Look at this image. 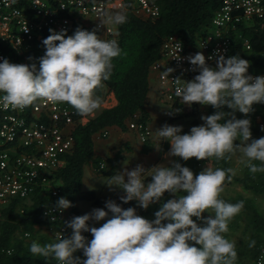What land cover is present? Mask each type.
I'll use <instances>...</instances> for the list:
<instances>
[{
	"label": "clouds",
	"instance_id": "9594fccd",
	"mask_svg": "<svg viewBox=\"0 0 264 264\" xmlns=\"http://www.w3.org/2000/svg\"><path fill=\"white\" fill-rule=\"evenodd\" d=\"M126 20L122 12H105L93 31L77 28L73 35H67L66 30L50 29L51 34L43 40L46 52L39 59V67L4 59L0 63V104L5 109H23L37 100H46L68 103L82 118L93 114L102 104L95 91L110 79L112 61L121 55L117 40L101 39L97 31ZM187 59L193 66L191 70L199 74L190 81L173 79L176 96L185 105L199 103L217 111L202 116L204 123L192 127L189 133L181 134L182 126L168 124L157 129L161 141L171 145L165 153L167 163L147 169L137 165L129 170L125 161L123 170L103 182L110 190H123V203L136 201L145 210L160 202L166 192L176 198L162 203L154 220L138 215L134 207L125 209L108 200L107 211L96 208L64 222L72 229L70 237L63 232L52 243L33 241L29 249L32 257L52 258L58 264H236V244L223 234L229 231L230 221L243 209L244 202L233 204L219 198L235 170L207 166L195 175L171 158L225 159L226 154L239 152L241 163L252 174L264 172V137L253 139L251 120L236 117L237 112L248 116L255 104L264 103V76L250 75V62L239 54L225 57L217 50L215 56L207 58L215 59L216 67L209 66L202 52ZM174 71L168 67L163 75L169 77ZM225 107L231 111H224ZM72 206L71 201L61 197L54 210L63 212ZM205 212L211 215L205 217ZM45 215L50 216V212ZM50 218L53 224L57 220L54 215ZM89 221L106 222L96 227ZM84 232L91 233L90 241ZM255 244V240L248 241L249 248ZM78 250H83L86 259L74 256Z\"/></svg>",
	"mask_w": 264,
	"mask_h": 264
},
{
	"label": "trees",
	"instance_id": "16d2710c",
	"mask_svg": "<svg viewBox=\"0 0 264 264\" xmlns=\"http://www.w3.org/2000/svg\"><path fill=\"white\" fill-rule=\"evenodd\" d=\"M155 1L159 5V12L156 15L135 13L132 9V0H125L123 8L117 11L126 14L127 17L125 23L116 25L115 40L121 48V55L112 61L114 67L110 79L103 81V87L97 88L95 91V95L99 96L101 100H103L107 91H112L117 103L101 108L95 116L90 117L85 122H81L79 120L81 116L77 114L76 109L66 103L75 112V121L71 127L73 145L68 151L64 152V163L53 170L55 182L60 190L57 195H52L48 190L36 189L30 195V203L24 204L21 211L18 210L19 206L29 197L13 198L1 208L0 264H56L52 258L32 257L29 249L34 241L33 234L36 226H52L51 222L43 215L42 210L51 204H55L61 197L67 198L73 205L68 208L71 220L73 217L83 215L78 206V200L91 201L93 209L104 208L107 211L104 206L105 196L98 194L94 189L83 186V168L88 165L94 172L104 174L108 170V165L116 164L115 159L119 157L118 154L122 150H118L111 157H102L94 150V134L100 132L101 135L104 130L111 131L112 129H118L122 134L128 133L132 130L128 123L134 117L149 122L150 113L146 105L148 103L151 64L160 56L164 39L168 35L174 34L182 39L186 47H193L199 32L207 29L212 16L222 5V0ZM79 28L91 31L83 26H79ZM237 28V31H230L234 45L233 52L250 62L248 71L255 73L264 71V24L253 19L247 23L239 24ZM245 40L250 44L249 49L245 48ZM208 64L211 66V63ZM263 107V104H255L253 112L261 113L264 116ZM197 111V103L190 106V113L193 116L192 121L196 126H199L200 123L196 117ZM216 111L217 109L210 106L212 114ZM224 111L231 110L225 107ZM236 117L238 119H251L250 115L245 117L239 112L236 113ZM251 130L255 133L262 131L255 127L252 121ZM151 136L141 141L140 151L142 153H148L154 148ZM162 147L166 150L168 142H163ZM229 155L230 159L227 158ZM231 161L232 154H226L225 159L211 157L214 169L231 168ZM254 163L260 164L259 161H254ZM101 164H103V168H101ZM198 174V172H195V175ZM232 179L239 182L245 190L250 191L253 195L264 194V172L252 174L249 169H246L242 175H234ZM171 194L166 192L160 201L161 204L167 202ZM183 194L178 193V195ZM123 195L125 193L115 200L117 204L125 209L134 207L137 210L140 208L136 201L123 203L120 200ZM219 198L233 204L239 201L244 202L241 212H244L247 216L249 234L242 244V249H244L243 251L247 257L255 259L256 262L258 255L263 253L264 249L263 212L259 209L253 196L241 194L226 196L220 194ZM89 225L93 226L90 221ZM84 234L91 235L90 232H84ZM250 240L256 241L255 247H248V241ZM55 241L54 237L53 240L47 243ZM75 254L81 260L84 259L82 250H78Z\"/></svg>",
	"mask_w": 264,
	"mask_h": 264
},
{
	"label": "built area",
	"instance_id": "2783aa9c",
	"mask_svg": "<svg viewBox=\"0 0 264 264\" xmlns=\"http://www.w3.org/2000/svg\"><path fill=\"white\" fill-rule=\"evenodd\" d=\"M124 4L125 0H0V63L8 59L11 63H35L39 67V59L46 52L43 40L51 34L50 29L66 30L67 35H73L79 26L93 31L103 13H116ZM132 9L137 14L156 15L159 5L155 0H132ZM253 19L264 24V0H222L207 29L197 35L193 47H186L174 34L164 39L160 56L151 64V72H156L155 78L161 84L159 95L165 112L173 111L177 102L182 101L175 94L177 85L173 79L190 81L197 74L191 70L193 66L187 57L202 52L207 63H212L216 60L207 58L215 56L217 50L225 57L237 55L233 52L230 31H237L239 24ZM97 35L104 40L115 39L116 25L100 28ZM244 42L249 49L250 44ZM168 67L175 71L164 77L163 71ZM248 72L264 76V71ZM74 113L64 102L37 100L23 109H5L0 104V212L11 199L26 198L38 188L58 194L60 187L55 182L53 170L64 163L63 154L73 145ZM251 113L254 126L264 130V116ZM79 120L85 122L82 117ZM128 124L140 141L152 135L148 122L134 117ZM251 131L254 135L255 131ZM107 133L104 130L102 135ZM55 205L45 207L42 213L50 222L52 215L57 218L54 224L51 222L55 239L63 232L70 237L72 229L64 223L71 221L70 213L68 209L54 210ZM46 212H50V216H46ZM82 234L88 241L92 239L90 234ZM74 256L78 257L75 253ZM263 257L260 253L256 264H262Z\"/></svg>",
	"mask_w": 264,
	"mask_h": 264
},
{
	"label": "rangeland",
	"instance_id": "374dc122",
	"mask_svg": "<svg viewBox=\"0 0 264 264\" xmlns=\"http://www.w3.org/2000/svg\"><path fill=\"white\" fill-rule=\"evenodd\" d=\"M211 66L216 67V64L211 63ZM198 74L199 73L197 71L196 75H198ZM152 76L153 77L156 76L155 71L151 72L150 77H152ZM106 95L107 94L105 93L104 97ZM197 104H198V111H197L196 117H197L200 125H202L204 123V121L201 119V117L204 115H212V113L210 112V106L201 105L199 103H197ZM164 107L165 106L163 104V108ZM173 111H175V112H172L171 115L166 114V112L161 114L162 117L159 119V122L157 121L156 123H160L161 125L171 124L172 126H182L183 132L181 134L189 133L191 128L196 126L192 121L193 116L190 113V106L183 104L182 101H179V102H177V105ZM149 125L152 129L151 140L153 141L154 148L148 153H142L140 151V146H141L142 142L140 141V139H139V137L135 131H132V130L128 131L129 132L128 134H130V135H128L127 133L122 134L118 129H116L117 133L119 134V139L121 140V144L115 145L113 147V149H110V150L113 153L117 152L118 150H122V152H120L118 154V156L121 157L122 159L124 156H126V155L128 156L126 164H127L129 170L134 169L137 165H143L147 169V168H151L152 166H155L158 164L167 163V161L165 160V153L170 151L171 145H170V148L168 151L165 150L162 147V143L167 142V141H161V138L157 135V129H154L152 127V124H149ZM131 136H134L139 141L140 145L139 146L137 145L138 148L137 147L135 149L133 148L134 145H133V140L131 139ZM101 137H104V136H101ZM252 137H253V139H258V138L264 137V130L259 131V132L257 131L254 134V136H252ZM103 140L104 139H101V141H103ZM109 141H112V140H109ZM95 142H96V147H98V145H99L98 137L96 138ZM237 143H239V141H237ZM157 148H160V150H157ZM105 157H107V156H105ZM171 159L178 161L179 163H181L185 167H189L193 171L194 174H195V172L200 173L207 166L213 168V165L211 163V158H209L208 160H197L196 158H192L188 161H184L182 158H179V157H172ZM85 166L87 167V165H85ZM110 167H111V165L107 166V169H108L107 172L109 171ZM118 168L119 169H117L116 172L119 170H123L124 163H121ZM231 168L235 170V175H238V176L242 175L244 170L249 169L244 163H241V154L239 152L232 154ZM113 174L114 173H112V175ZM100 175H103V174H100ZM112 175H110V176H112ZM104 180H105L104 177L101 176L99 180L95 181L92 184V186H90L91 189L96 188V190L99 192H100V190L102 192L109 191L111 194L121 195V193L123 192L122 189L116 188L115 190H110L109 187L103 183V182H105ZM107 180H108V178H107ZM150 180H151L150 177L147 178L146 183L150 182ZM90 182L91 181L87 178L85 184L90 183ZM85 188H87V187H85ZM221 194L226 195V196L237 195V194H241V195H245V196H253L254 201L256 202L259 209L264 214V194L253 195L250 191L245 190L239 182L234 181L232 179V177H231L230 181L226 180L225 185H224V190ZM28 197L29 198H26L22 202V204L19 206L18 210L21 211V208H24V206H23L24 204L30 203V200H31L30 196H28ZM113 198H114V195L111 198H110V196L107 197L105 200L104 206L106 204V201L113 200ZM172 198H176L174 194H171L169 196V199H172ZM83 202H85V204L81 205V209H83L82 210L83 215L91 213L93 210L91 203H86V200H82V203ZM161 206H162L161 202H158V203L150 205L147 210H145L143 208H139V209H137V214L145 217L146 219L154 220L155 219V212L158 211ZM209 215H211V213H208V212L204 213L205 217H208ZM246 217H247L246 214L244 212L240 211V213L238 215H236L230 221V223L228 225L229 231L227 233L223 234L226 239H228L229 241L235 242V244H236V251L238 253L236 264H238V263L256 264L255 259L253 260V259L247 257L243 251L244 249H242L243 248L242 244H243V242H245V240L249 234L248 221H247ZM193 219L196 220L198 224H202V222L199 221L196 217H193ZM90 222L92 223L93 226L99 227L101 224H103L106 221H100V222L90 221ZM27 237H31V236H27ZM53 238H54L53 237V229H52L51 225L36 226L35 232L33 234V240L34 241H36L42 245V244H45V243L53 240ZM28 239H26V240H28ZM82 252H83V250H82ZM263 253H264V249H263ZM83 258L86 259L84 254H83ZM262 264H264V258H263Z\"/></svg>",
	"mask_w": 264,
	"mask_h": 264
},
{
	"label": "crops",
	"instance_id": "0c3cea01",
	"mask_svg": "<svg viewBox=\"0 0 264 264\" xmlns=\"http://www.w3.org/2000/svg\"><path fill=\"white\" fill-rule=\"evenodd\" d=\"M212 63H215L216 64V62H212ZM149 84H150V86H149V90H148V103L146 105V107H147V109H148V111L150 113V120H149L148 123L149 124H152V127L154 129H159V128H162L165 125V124L164 125H161L160 123H156L157 121L159 122V119L162 117L161 114L165 113V110H164L165 107L163 108V103L161 102L160 95H159V91H160L161 84L153 76L150 77ZM106 94L107 95L102 100L101 107L98 108L97 110H95V112L93 114H91L88 117L84 118L85 121H87L90 117L95 116L100 111L101 108H103V107H109V106L115 105L117 103V99H116V97H115V95H114V93L112 91H107ZM168 125H171V124H168ZM108 131H109L108 135H106L104 137H101L103 135L102 134L100 135V132L99 133L97 132L96 134H94V138H93L95 152L97 154L101 155L104 158H105V156H107V157L113 156L114 153L110 149H113V147L115 145H117V144L118 145L121 144V140L119 139V134L117 133V131L116 130H113V129L111 131L110 130H108ZM128 135H130V134H128ZM97 137H98V142H99L98 147H96V142H95V140H96ZM101 139H104V140L101 141ZM131 139L133 140V145H134L133 148L134 149L137 147V145L138 146L140 145L139 141L134 136H131ZM109 140H112V141H109ZM169 148H170V144L168 143V148L166 150L168 151ZM127 159H128V156L127 155L124 156L123 159L121 157H118L117 159H115L116 160V164L111 165L109 171L106 172V173H104L103 175H100L99 173L94 172L90 168V166H88V165H87V167L84 166V168H83V186L86 185L85 187L91 189L90 186H92V184L95 181L99 180L101 176L104 177V179H105L104 181L106 182L107 181V178L110 175H112V173L115 174L116 173V170L119 169L118 167L120 166V164L121 163H124L125 161H127ZM87 178L91 182L85 184ZM94 190L98 194H100L102 196H105V198H107L109 196L111 198L114 195V198H113L114 201L116 199H118L119 196H120L119 194H117V195L111 194L109 191L102 192L100 190V192H99V191L96 190V188H94ZM123 193L124 192H122L121 194H123ZM77 203H78V206H79L80 209H81V205L85 204V202L82 203V200H78ZM86 203H91V201H87L86 200ZM82 210L83 209H81V211Z\"/></svg>",
	"mask_w": 264,
	"mask_h": 264
}]
</instances>
